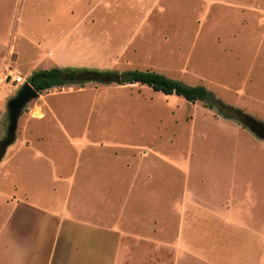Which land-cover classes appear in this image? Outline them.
I'll list each match as a JSON object with an SVG mask.
<instances>
[{"label":"rangeland","instance_id":"1","mask_svg":"<svg viewBox=\"0 0 264 264\" xmlns=\"http://www.w3.org/2000/svg\"><path fill=\"white\" fill-rule=\"evenodd\" d=\"M0 15L13 17L7 28L0 17V140L7 102L24 86L9 75L26 81L56 66L156 72L202 86L264 124V0H0ZM30 144L49 163L32 162L27 151L16 156L24 180L32 176L23 183L31 202L54 206L65 195L68 211H81L84 235L101 242L99 252L110 241L141 239L125 248L143 250L149 264L170 263L164 251L172 240L204 236V215L182 209L192 197L218 205L224 179L264 176V139L200 101L143 85L39 94L21 112L8 158ZM4 169L0 190L9 197ZM257 212L264 219L262 205ZM59 219L51 215L45 246L51 264L82 248L59 232Z\"/></svg>","mask_w":264,"mask_h":264},{"label":"crops","instance_id":"2","mask_svg":"<svg viewBox=\"0 0 264 264\" xmlns=\"http://www.w3.org/2000/svg\"><path fill=\"white\" fill-rule=\"evenodd\" d=\"M15 7L13 17L18 14L16 4ZM11 19L7 17L5 21L1 17V22L7 28ZM8 149L0 162V170L6 168L3 175L10 178L13 193L5 197L3 190H0V264H51L45 246L48 245L52 214L59 215V232L65 233L71 244L82 247L78 252L60 257V264H149L143 250L137 249L132 253L125 248L126 245L143 244L145 241L141 239L110 241L105 244L106 252H99L101 242L84 235L89 229L80 227L78 223V213L81 211L77 206L75 210L68 211L65 195L58 197L54 206L36 207L30 198L33 194L26 191L23 184L32 176L25 175L24 180L20 174L24 169L16 156L27 151L32 162L41 161L46 165L49 164L48 158L31 144L13 149L9 158ZM52 169L55 172L53 175L60 179V174L57 175L60 170ZM94 179L100 178L84 177L81 180ZM263 181L264 176L231 175L219 186L222 192L218 205H210L194 197L187 201L183 211L203 214L205 233L202 238L179 237L166 244L169 248L164 252L165 256L167 253L171 256L169 264H264V219L260 221L257 215V206L260 204L264 207V195L260 194L264 189ZM16 193H20V196ZM154 242L156 247L163 245ZM158 251L161 257L164 252L162 249ZM154 264H163V257L156 259Z\"/></svg>","mask_w":264,"mask_h":264},{"label":"trees","instance_id":"3","mask_svg":"<svg viewBox=\"0 0 264 264\" xmlns=\"http://www.w3.org/2000/svg\"><path fill=\"white\" fill-rule=\"evenodd\" d=\"M116 84L118 86L143 85L154 92L166 96L176 95L189 103L200 101L206 107L214 109L224 119L234 120L256 136L263 137L264 124L256 121L241 110L225 105L214 94L202 86H188L178 80L165 75L140 70L127 71H95L88 69H75L71 67H52L49 69L33 71L26 79L24 85H30L38 94L52 89L70 86L83 87L85 84ZM15 142V136L6 135L0 140V162L9 146Z\"/></svg>","mask_w":264,"mask_h":264},{"label":"water","instance_id":"4","mask_svg":"<svg viewBox=\"0 0 264 264\" xmlns=\"http://www.w3.org/2000/svg\"><path fill=\"white\" fill-rule=\"evenodd\" d=\"M39 94L30 86L24 85L21 87L16 96L10 99L7 102V111H8V128L7 134L11 136H15L17 130L18 119L21 115L24 107L32 100L38 98ZM256 135V132H252ZM264 139V128H263V137Z\"/></svg>","mask_w":264,"mask_h":264},{"label":"built area","instance_id":"5","mask_svg":"<svg viewBox=\"0 0 264 264\" xmlns=\"http://www.w3.org/2000/svg\"><path fill=\"white\" fill-rule=\"evenodd\" d=\"M9 76L12 82H15L21 85L24 84L23 82H25L18 73L12 72Z\"/></svg>","mask_w":264,"mask_h":264}]
</instances>
